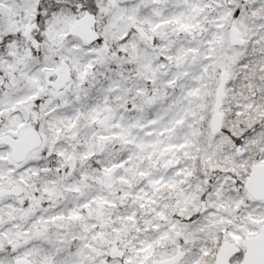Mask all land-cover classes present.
<instances>
[{"label":"snow or ice","instance_id":"1","mask_svg":"<svg viewBox=\"0 0 264 264\" xmlns=\"http://www.w3.org/2000/svg\"><path fill=\"white\" fill-rule=\"evenodd\" d=\"M0 264H264V0H0Z\"/></svg>","mask_w":264,"mask_h":264}]
</instances>
